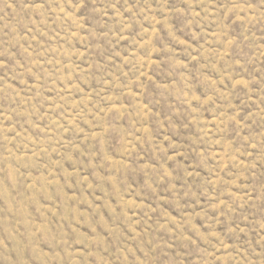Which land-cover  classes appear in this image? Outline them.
Listing matches in <instances>:
<instances>
[{
  "label": "rangeland",
  "instance_id": "1",
  "mask_svg": "<svg viewBox=\"0 0 264 264\" xmlns=\"http://www.w3.org/2000/svg\"><path fill=\"white\" fill-rule=\"evenodd\" d=\"M0 264H264V0H0Z\"/></svg>",
  "mask_w": 264,
  "mask_h": 264
}]
</instances>
